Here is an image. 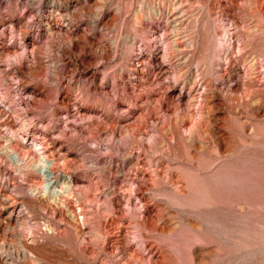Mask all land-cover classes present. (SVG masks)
Masks as SVG:
<instances>
[{
    "label": "rangeland",
    "instance_id": "rangeland-1",
    "mask_svg": "<svg viewBox=\"0 0 264 264\" xmlns=\"http://www.w3.org/2000/svg\"><path fill=\"white\" fill-rule=\"evenodd\" d=\"M181 1L0 0V264H264V0Z\"/></svg>",
    "mask_w": 264,
    "mask_h": 264
},
{
    "label": "bare ground",
    "instance_id": "bare-ground-1",
    "mask_svg": "<svg viewBox=\"0 0 264 264\" xmlns=\"http://www.w3.org/2000/svg\"><path fill=\"white\" fill-rule=\"evenodd\" d=\"M171 2V4H172V6H173V16H174V19H173V21L175 22V21H178V18L180 17V8L182 7L181 6V4L183 3L181 0H170ZM250 1V0H249ZM185 4V3H184ZM183 5V4H182ZM223 5V4H222ZM249 5V4H248ZM225 7V6H224ZM187 10V9H186ZM55 13V12H54ZM171 13V12H170ZM182 13H183V11H182ZM235 13V12H234ZM52 14V13H51ZM183 14H185V13H183ZM232 16V15H231ZM50 17V16H49ZM171 17V16H170ZM186 18V17H185ZM170 19V18H169ZM181 19V18H180ZM179 19V20H180ZM52 20V19H51ZM183 20V19H182ZM188 21V20H187ZM234 24V23H233ZM62 27H64L63 26V23H59L58 25H55V27L53 26V28L54 29H61ZM171 31H172V35H173V43H174V45H176V46H179V43L181 42H179V38H180V31H181V23L179 22H177V23H175L174 25H172V28H171ZM169 32H170V30H169ZM182 32V31H181ZM234 33V32H233ZM182 35H183V33H182ZM183 38V37H182ZM182 40V39H181ZM185 44V43H184ZM189 44V43H188ZM173 45V44H172ZM192 46V45H191ZM177 48V47H176ZM182 48V47H181ZM186 48H187V46H186ZM192 48V47H191ZM173 51H175V50H173ZM171 52V51H170ZM190 53V52H189ZM242 57V56H241ZM237 58V57H236ZM239 58V57H238ZM237 58V59H238ZM188 59V58H187ZM185 61V60H184ZM143 63V62H142ZM180 63H184V62H181L180 61ZM246 67H247V73L246 74H244V78H245V75H247V82H245L246 84V87H245V90H242L241 89V86H242V84H243V82L242 81H240L241 79V77L238 79V81L237 82H231L235 77H237V76H239V74H241L240 72V69H239V67L237 66V63H236V60L235 59H233L232 57L230 58V61H229V66H228V71L229 72H227L228 73V75H229V78H230V82H231V87L230 88H232L230 91L229 90H227V91H229V92H231V94H232V96H233V98H235L236 100H237V98H238V96L240 95V98H242V99H244V98H246V97H251V99L255 102V104L260 100V98H258V94L257 93H250L251 91H250V89H251V87H252V85H253V82H255V80H256V76H255V72H254V70H255V65L252 63H247L246 64ZM182 68V67H181ZM136 69V68H135ZM163 69V68H162ZM183 69V68H182ZM137 70V72L138 73H140L141 75L143 74V72L141 71V70H139V69H136ZM143 70V69H142ZM185 70V69H184ZM144 71V70H143ZM182 71V70H181ZM145 72V71H144ZM163 72V71H162ZM167 72V71H166ZM260 72V71H259ZM161 73V72H160ZM155 75V74H154ZM201 75V74H200ZM199 75V76H200ZM257 75V74H256ZM134 76V75H133ZM139 76V75H138ZM138 76H137V78H138ZM140 77V76H139ZM143 77V76H142ZM201 77V76H200ZM199 77V78H200ZM243 77V76H242ZM258 77V76H257ZM259 78V77H258ZM195 79V78H194ZM136 80V79H135ZM260 80V79H259ZM197 81V80H196ZM234 81V80H233ZM245 81V80H244ZM194 82H195V80H194ZM242 82V83H241ZM262 84L264 85V81H262ZM241 85V86H240ZM206 86V85H205ZM207 87V86H206ZM192 89V88H191ZM206 89V88H205ZM207 89H209V88H207ZM207 89H206V91H207ZM198 90V89H197ZM264 90V89H263ZM205 91V90H204ZM205 91V92H206ZM209 91H211L210 89H209ZM194 96V95H193ZM207 97V96H206ZM208 98V97H207ZM207 98H206V100H207ZM213 98V97H212ZM220 99L221 97H219V96H217V95H214V101H215V99ZM211 99V98H210ZM39 162H40V164H41V167H42V172H43V183L42 184H40L41 185V191L40 192H42V190L46 193L47 192V190L49 189V187L50 186H53L54 185V183L56 182V180L54 179L55 178V175H54V173L51 171V166H49L48 165V163H51V162H49V160L46 158V157H39ZM53 174V175H52ZM162 174V173H161ZM143 175V174H142ZM140 177V176H139ZM132 179V178H131ZM152 181V180H151ZM131 182V181H130ZM152 183V182H151ZM175 183L176 184H180V189L181 190H183L184 189V187H185V185L184 184H182L183 182L181 181V180H176L175 181ZM40 187V186H39ZM178 187V186H177ZM37 190H39V188H37ZM36 190V191H37ZM37 192H39V191H37ZM59 192H63V191H59ZM66 192V191H65ZM52 193H55V194H59L58 193V191L57 192H52ZM54 195V194H53ZM64 195V194H63ZM70 195V194H69ZM67 198V197H66ZM143 219H145V218H143ZM138 220V219H137ZM140 221V220H139ZM134 233V232H133ZM126 239V238H125ZM119 243V242H118ZM124 243V242H123Z\"/></svg>",
    "mask_w": 264,
    "mask_h": 264
}]
</instances>
